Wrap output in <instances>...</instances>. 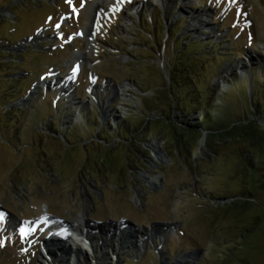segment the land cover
Listing matches in <instances>:
<instances>
[{
  "label": "rangeland",
  "instance_id": "obj_1",
  "mask_svg": "<svg viewBox=\"0 0 264 264\" xmlns=\"http://www.w3.org/2000/svg\"><path fill=\"white\" fill-rule=\"evenodd\" d=\"M97 1L0 0V264H224L227 246L264 264V151L241 209L257 223L243 250L219 202L244 187L242 146L214 153L209 128L193 126L200 114L174 108L188 95L172 84V70L193 65L195 84L184 80L212 96L211 116L264 131V0ZM49 215L83 216L64 240L78 257L46 251L59 220L21 234ZM102 226L109 238L90 233ZM119 227L140 234L135 244L119 250Z\"/></svg>",
  "mask_w": 264,
  "mask_h": 264
},
{
  "label": "trees",
  "instance_id": "obj_2",
  "mask_svg": "<svg viewBox=\"0 0 264 264\" xmlns=\"http://www.w3.org/2000/svg\"><path fill=\"white\" fill-rule=\"evenodd\" d=\"M183 59H186L187 62L195 60V58L192 56L190 59L189 57H183ZM179 63H183V61H180ZM191 66V68L187 67L182 71H180L178 68V70H172V84L177 86V91L178 89L181 91L186 89L188 95V99L183 103H181V100L173 95L175 97L174 103L176 104L174 108L184 117L191 114H200V119L197 123H194L193 126L194 128L198 129V135H200L201 131L205 128H209V131L207 132V144L214 153L217 154L221 146L234 143H239L240 147L242 146L239 157L245 173L243 183L244 187L237 190L231 198H223L227 200L226 202H223L222 198L219 199V202L224 204L229 203L225 205V207L232 211L236 222L232 229H238V238L242 239L239 244V249L246 250L251 248V246L250 244H245V241L242 237H244V239L251 237V235H253L256 231L257 223H251L249 221V216H246V213L243 214L241 209L244 208V211L247 212L248 210L246 208L248 205H253L251 200L254 199L256 195V185L254 182L255 180L253 172L258 166L259 159L263 155L264 131L260 129L256 121L250 118H242V116H237L235 120H228L227 122V120H218V118H215L213 115L211 116V111L213 109L210 108L211 105L209 104H212V101L210 100L212 96L210 94H207L208 96L206 94L203 95L197 90H194L196 92L195 93L192 89L194 85L190 86L185 82V80H188L191 82V84H195V81H193L191 78V74H189L191 70L193 71V65ZM252 105L254 107V115L257 116V119H260L263 108L261 107L258 93L253 94ZM245 115L246 111L245 108H243V116ZM179 132H170L173 135L176 143H178V140L181 137ZM186 132H188L190 137L194 134V130H189ZM227 249L229 251L227 250L225 253L226 257H224V264L248 263L243 257L237 255L238 250H233V248H230V246H227Z\"/></svg>",
  "mask_w": 264,
  "mask_h": 264
},
{
  "label": "bare ground",
  "instance_id": "obj_3",
  "mask_svg": "<svg viewBox=\"0 0 264 264\" xmlns=\"http://www.w3.org/2000/svg\"><path fill=\"white\" fill-rule=\"evenodd\" d=\"M107 0H98L97 1V3H99V4H101V5H103V2H106ZM114 1V0H113ZM116 2V1H115ZM159 2L160 3H163L164 4V6L165 7H168L169 5V2H170V0H159ZM168 3V4H167ZM96 6V5H95ZM98 7H102V6H98ZM184 8L186 9V6H184ZM194 16L195 15H193L192 16V18H194ZM205 24H204V20H201V19H199V26H204ZM191 30H193V29H191ZM66 89H67V87H66ZM67 92V91H66ZM81 113V112H80ZM83 220V216H81V221ZM81 221H80V218H78L75 222H73L71 225L73 226V225H83V223H81ZM80 222V223H79ZM78 228V227H77ZM79 229V228H78ZM120 231V230H119ZM123 233L124 234H126V236H127V238L129 239V240H127V241H125V242H122L121 243V247H122V249H119V250H123V248H125L127 245H130V244H135V238H137V237H140V234L139 233H133L132 231H130V230H126V231H123ZM62 236H64V233H61L60 234V236H58V237H53L54 239H58V241L60 240V239H62ZM80 236H83L82 235V233L80 232ZM53 238H48V240H47V243H48V246H47V249H46V251H48V254H49V256L53 259V261L52 262H59V263H62L63 262V260H65V258H70V257H75V256H77L78 257V255H77V253H79L80 252V249H75V251H73L72 249H69V247L67 248V246L65 245V244H63L65 241H63V243L62 244H60V245H57V242L56 243H54L53 242ZM81 245H87L86 244V241H82V239H81ZM63 248V249H62ZM84 249V248H83ZM76 254V255H75ZM80 254V253H79ZM190 257V256H189ZM189 257L187 256V258L186 259H183L184 261L182 262L181 260L182 259H180V260H178V262H181V263H186V264H189L190 263V259H189ZM177 262V263H178Z\"/></svg>",
  "mask_w": 264,
  "mask_h": 264
},
{
  "label": "snow or ice",
  "instance_id": "obj_4",
  "mask_svg": "<svg viewBox=\"0 0 264 264\" xmlns=\"http://www.w3.org/2000/svg\"><path fill=\"white\" fill-rule=\"evenodd\" d=\"M68 2L71 3V0H68ZM0 219H2V218H0ZM29 231H30V229H28L26 227H21L20 228V232H21L22 235H27Z\"/></svg>",
  "mask_w": 264,
  "mask_h": 264
},
{
  "label": "water",
  "instance_id": "obj_5",
  "mask_svg": "<svg viewBox=\"0 0 264 264\" xmlns=\"http://www.w3.org/2000/svg\"><path fill=\"white\" fill-rule=\"evenodd\" d=\"M227 200L226 199H223V202H226Z\"/></svg>",
  "mask_w": 264,
  "mask_h": 264
},
{
  "label": "built area",
  "instance_id": "obj_6",
  "mask_svg": "<svg viewBox=\"0 0 264 264\" xmlns=\"http://www.w3.org/2000/svg\"><path fill=\"white\" fill-rule=\"evenodd\" d=\"M199 119H200V116H197ZM197 117H196V119H197Z\"/></svg>",
  "mask_w": 264,
  "mask_h": 264
}]
</instances>
